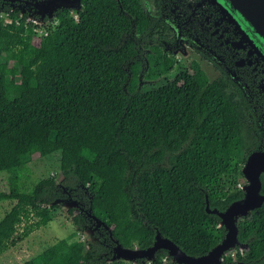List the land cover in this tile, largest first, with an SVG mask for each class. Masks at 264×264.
Returning <instances> with one entry per match:
<instances>
[{"label": "trees", "instance_id": "1", "mask_svg": "<svg viewBox=\"0 0 264 264\" xmlns=\"http://www.w3.org/2000/svg\"><path fill=\"white\" fill-rule=\"evenodd\" d=\"M55 16L39 26L17 9H0V172L8 175L0 203L15 201L0 220V255L47 226L60 208L55 202L69 196L84 208L68 210L79 232L94 222L91 214L111 237L62 239L22 264H134L110 261L114 241L147 249L157 232L189 256L206 255L226 234L206 199L223 212L242 197L252 127L237 99L219 81L201 85L188 71L139 86L128 36L141 25L140 0H83L81 10ZM147 59L145 79L175 68L168 58ZM56 152L66 160L63 180L32 181L28 159ZM237 226L249 250L237 249L236 262L264 264V206ZM151 264L175 263L161 250Z\"/></svg>", "mask_w": 264, "mask_h": 264}, {"label": "flooded vegetation", "instance_id": "2", "mask_svg": "<svg viewBox=\"0 0 264 264\" xmlns=\"http://www.w3.org/2000/svg\"><path fill=\"white\" fill-rule=\"evenodd\" d=\"M140 1L143 9L141 25L128 36L136 48L134 57L140 65L139 86L160 85L159 82H165L175 70L161 79H145L144 71L148 69L147 57L150 54L157 55L158 59H170L175 67L181 63L186 64L181 72L188 71L192 75L197 73L205 84L214 81L224 84L237 99L252 127V134L248 137L250 150L242 163V174L248 158L254 153L260 154L257 165L264 167L263 38L252 24L232 15L226 0ZM5 6L20 11L18 1L9 2ZM22 6L24 14L29 18V9L33 6L25 2ZM38 18L37 15L30 16V20L34 19L35 22H38ZM131 19L136 20L132 16ZM259 178L260 195L264 198V170ZM249 184L243 174L239 185L242 197L239 200L244 198L245 187ZM251 213L248 217H251ZM241 244L247 246V249L242 250L243 253L249 250L247 243ZM237 249L240 250L239 247L233 250ZM232 261L231 264H245L237 263L235 254Z\"/></svg>", "mask_w": 264, "mask_h": 264}, {"label": "water", "instance_id": "3", "mask_svg": "<svg viewBox=\"0 0 264 264\" xmlns=\"http://www.w3.org/2000/svg\"><path fill=\"white\" fill-rule=\"evenodd\" d=\"M19 2L18 8L21 15L25 13V9L22 3L32 5L33 8L29 9L30 16L37 15L39 18L38 24L43 25L45 19L48 22L56 19V12L61 9L81 10L83 0H0V9L9 2ZM229 3V8L233 16L241 17L245 22L252 24L258 35L264 40V0H226ZM121 10L124 8L122 5ZM15 8V7H14ZM259 153L252 154L243 169V174L249 181V185L245 187L246 194L243 199L233 202L228 208L220 212L217 209H210L208 199H206V211L210 214H217L221 219L220 225L224 226L226 234L224 239L216 245L209 253L200 257H193L183 252L179 246L173 241L162 237L160 232H157L155 236L154 244L147 249H127L123 248L117 241L112 250L113 256L110 261H125L137 263V260H144V264L153 262L155 260V254L158 251L165 250L168 256L171 257V261L175 264H224V256L227 255L233 249L237 247L240 250L247 249L246 245H243L238 240L239 229L237 223L240 219L249 216L251 211L260 208L264 198L260 195V173L264 170V167H259L257 161ZM63 180V176L58 183ZM57 205L63 204V206L71 207L81 206L78 200L71 198L70 196L63 200H57ZM94 220V226L97 230L104 227L111 237V229L105 224V222L99 220L94 215L89 214ZM93 230V231H94Z\"/></svg>", "mask_w": 264, "mask_h": 264}, {"label": "rangeland", "instance_id": "4", "mask_svg": "<svg viewBox=\"0 0 264 264\" xmlns=\"http://www.w3.org/2000/svg\"><path fill=\"white\" fill-rule=\"evenodd\" d=\"M52 21H47L45 24L49 25ZM56 25L57 23H53V26ZM185 66L186 64L181 63L179 66L175 67V70L168 76V79H174L175 75L180 73ZM193 76L201 85H205L204 80L199 74L193 73ZM159 83L164 82L161 80ZM27 165L33 173L31 179L32 181L46 179L49 177H55L58 181H60L62 178V172L66 167V160L61 156L60 152H56L45 157L40 155L34 156L28 159ZM7 176L6 172H0L1 191L7 190ZM79 202L80 204L82 203L81 201ZM14 204L15 201H3L0 203V220L11 210ZM70 209H73L74 215L84 211L82 205L78 209L77 207H71ZM94 229V224L90 222L89 226L83 233L79 232L72 221V215L68 213V207L61 204L60 208L52 211V221L47 226L35 231L27 239L0 255V264H22L39 255L62 239L68 240L70 243L82 242L84 244L87 241L99 243L100 237L104 239L103 241H108L106 234H109V232L104 227L97 230ZM96 232L98 233L96 234ZM113 248L114 246H112V249Z\"/></svg>", "mask_w": 264, "mask_h": 264}, {"label": "built area", "instance_id": "5", "mask_svg": "<svg viewBox=\"0 0 264 264\" xmlns=\"http://www.w3.org/2000/svg\"><path fill=\"white\" fill-rule=\"evenodd\" d=\"M6 21V23H11V20H9V19H6L5 20ZM39 26H41V25H39ZM34 32L35 33H37L38 35H41V36H46L47 35V31H44L42 28H40V27H38V28H35L34 29ZM241 252H242V250H240ZM228 253H231V256H233L235 253H236V250H233V251H230V252H228ZM228 253H227V255H228ZM227 255H225V256H227ZM167 259L165 258V261H166ZM147 264H151V262H149V263H147Z\"/></svg>", "mask_w": 264, "mask_h": 264}]
</instances>
